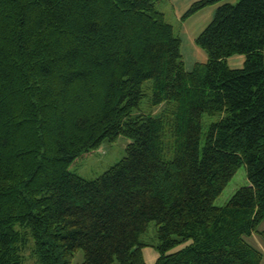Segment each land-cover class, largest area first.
Segmentation results:
<instances>
[{
    "label": "trees",
    "instance_id": "16d2710c",
    "mask_svg": "<svg viewBox=\"0 0 264 264\" xmlns=\"http://www.w3.org/2000/svg\"><path fill=\"white\" fill-rule=\"evenodd\" d=\"M161 1L0 0V264L30 237L39 264H264V0L219 6L192 72ZM146 97L162 111L133 118ZM121 135L103 176L70 172Z\"/></svg>",
    "mask_w": 264,
    "mask_h": 264
},
{
    "label": "rangeland",
    "instance_id": "374dc122",
    "mask_svg": "<svg viewBox=\"0 0 264 264\" xmlns=\"http://www.w3.org/2000/svg\"><path fill=\"white\" fill-rule=\"evenodd\" d=\"M163 107H158L152 109L149 104V98L146 97L142 100L138 109L134 110L132 116L133 118L139 115H156L162 111ZM218 121V117L205 116L202 123V138L201 145L203 146L205 142V134L208 130L210 124ZM131 144V140L124 135L118 137L114 142L105 140L99 149L84 158H82L70 172L76 174L77 176L83 178L84 180L92 181L103 176L110 168L114 167L116 164L121 162L126 156V149ZM248 185V180L246 177V171L244 167H241L233 180L230 182L226 190L216 201V206H224L231 197L242 187ZM155 230V225L150 226L149 234H153ZM260 231H264V222L259 227ZM253 243L264 253V246L258 237H253ZM34 248V241L30 237L27 243L26 250L23 252L24 263L23 264H39L36 257L32 254ZM83 253L80 252L76 255L74 264H83Z\"/></svg>",
    "mask_w": 264,
    "mask_h": 264
},
{
    "label": "crops",
    "instance_id": "0c3cea01",
    "mask_svg": "<svg viewBox=\"0 0 264 264\" xmlns=\"http://www.w3.org/2000/svg\"><path fill=\"white\" fill-rule=\"evenodd\" d=\"M199 1L202 0H162L159 4V10L181 40V55L187 72H192L197 64L208 61L207 54L196 45V40L213 21L217 8L224 4H235L238 0H224L183 20L190 7ZM244 63L243 56H233L227 60L228 66L234 70L242 69ZM142 253L145 264H156L158 254L154 249L145 248Z\"/></svg>",
    "mask_w": 264,
    "mask_h": 264
}]
</instances>
